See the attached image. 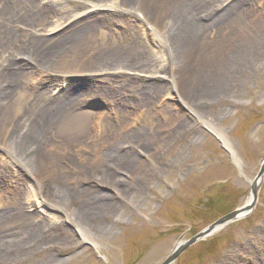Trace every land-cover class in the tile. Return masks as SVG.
I'll return each instance as SVG.
<instances>
[{
  "label": "rangeland",
  "instance_id": "374dc122",
  "mask_svg": "<svg viewBox=\"0 0 264 264\" xmlns=\"http://www.w3.org/2000/svg\"><path fill=\"white\" fill-rule=\"evenodd\" d=\"M27 1L0 0V63L16 52H24L26 59L18 56L17 61L27 63L36 41L45 38L54 20L58 6L45 4L48 16L32 15L23 6ZM197 1L203 7L196 11L203 15L199 18L203 24L224 8L239 7V0ZM243 1L234 18L220 29L223 36L233 34L236 47L248 46V61L233 76L219 65V75L225 80L221 87L214 84L218 77L202 83L204 77L195 69L175 74L178 66L161 32L164 9L151 7L152 2L147 18L138 11L135 15L112 11L119 23L98 25L96 36L100 42L112 37L129 40L132 35L124 32L122 23L131 25L139 33L136 44L143 52L141 60L154 66V57L159 56L163 67L153 73L141 69L68 76L41 72L48 95L56 92L62 79L79 81V90H72L79 97L73 102L88 119L84 130L80 124L69 128L68 139L51 137V142L41 143L47 165L44 177L0 145V264H161L182 236L189 240L251 201L253 181L264 158V0ZM82 2L62 0L68 9ZM81 10L84 13L86 8ZM103 13L100 10L97 16ZM23 18L28 24L19 23L17 32L8 35L13 30H5L4 24ZM217 30L211 25L204 31L208 70L211 65L217 67L219 55L228 56L226 49L220 54L214 48ZM69 61H65L67 66ZM91 82L114 90L100 97L89 88ZM179 89L204 100L193 110ZM3 125L13 129L9 123ZM210 126L221 132L226 144ZM113 131L126 136L133 133L135 146H129L127 138L120 141L125 145L121 151L130 150L135 158L131 165L103 166L101 153L109 148ZM100 168L118 181L108 185L81 177ZM57 173L61 177L52 181ZM54 181L69 191L79 190L82 199L107 196L101 203L109 206L85 229L45 199ZM34 190L38 197L28 203ZM20 209L26 219L18 215ZM172 264H264V176L258 184L257 202L247 216L194 243Z\"/></svg>",
  "mask_w": 264,
  "mask_h": 264
},
{
  "label": "bare ground",
  "instance_id": "6f19581e",
  "mask_svg": "<svg viewBox=\"0 0 264 264\" xmlns=\"http://www.w3.org/2000/svg\"><path fill=\"white\" fill-rule=\"evenodd\" d=\"M42 1L43 4L39 3L38 5V2H36V5L33 0H28L23 5L25 9L29 10L27 12L32 15L38 12L40 16H48L50 13L49 7L46 5L58 6V10L53 13L54 20L50 29L47 30L48 33L45 38L41 37L36 41L37 48L33 50L30 58L33 65H28L30 60L27 63L17 61L18 56L26 59L27 56L24 52H16L11 56H7V60L0 63V145L10 150L24 166L33 168L34 173L38 176L44 177L47 174H45L47 165L42 155L41 143L49 142L52 139L51 137L68 139L67 130L69 128L73 129L79 124L81 129L84 130V120L86 117L88 119L87 114L82 109L77 108L73 102V99L79 97V94L72 90L74 88L79 90L82 84L79 81L77 83L74 80L62 79L58 81L55 87L56 92L48 95L43 89L45 85L43 77L39 76L41 72H62L68 76L79 72L107 74L127 71L136 72L141 69L153 73L155 68L164 65L162 57L159 56L154 57V66L148 61L141 60L140 52H143L139 49V44H136L139 33L131 25L122 23L124 32L132 35L129 40H119L112 37L107 42H104V40L100 42L97 39L98 25L103 27L113 22L119 23L112 15V11H124L130 15H135L138 11L147 18L149 16L147 10L150 9L148 4L152 2L151 7L155 9L161 6L165 15V23L161 27V32H163V36L176 60L178 67L175 74L195 69L200 78L204 77L202 83L205 79L211 80L213 77H218L214 84L221 87V83L225 80H222L219 75V65L226 69L230 76H233L234 71L246 65L248 61L246 57L249 51L248 46L236 47L233 34L229 32L223 36L220 29L229 19L234 18V11L244 4V1L240 3L241 0L238 1V8L234 5L231 8H224L219 15L207 24L199 22V18L203 15L196 13V11L201 10L203 7L197 0H83L82 4L77 5L76 9H68L62 3V0ZM83 8H86L84 13L81 10ZM100 10H104L105 13L97 16ZM28 19L32 21L33 18L29 17ZM26 21L27 18H23L20 21H12L11 25L4 24L5 30H13L8 31V35L10 33L15 34L17 26L20 28L19 23L28 24ZM211 25L218 29L216 41L214 42L217 45L214 48H218L220 54H223L222 50L226 49L228 56L222 57L219 55L217 67L211 65L208 70L206 67L208 61L206 60L210 58L204 56L205 52L202 46L204 44V31ZM143 27L148 28L146 25ZM261 39H259V43ZM66 60H70L71 65L67 66L65 64ZM171 65H173L172 61ZM175 80H177V77ZM89 88H93L100 97L114 90L107 88L106 84L95 82H91ZM178 93L193 110H196L198 104L204 100L200 96L190 94L182 89H179ZM118 106L120 108V105ZM22 121H24L23 128L21 127ZM5 123H9L13 129L10 131L8 127L3 125ZM210 127L226 144L227 142L224 136L220 134L221 132L215 127ZM110 131H112V127ZM130 135H119L117 131L112 132L109 148L101 153L100 158L103 159V166H127L134 162L135 158L131 155L130 150L121 151L125 146L120 144L121 139L127 138L129 146L136 145L133 144L136 143L132 136L133 133H130ZM129 148L133 150L132 147ZM49 173L52 174V172ZM57 176L58 178L61 177L57 173L52 181L57 180ZM81 177H87L88 180L95 179L108 185L115 184L118 181L105 168H100L97 173H81ZM48 187L45 199L56 208L64 210L72 221L85 229H89L90 221L103 213L104 207L109 206L108 203H101L107 196L93 195L82 199V193L79 190L72 192L62 186L58 187L57 181H54V185ZM34 197H38L35 190L29 193L27 202L30 203ZM249 203L250 201L245 205L246 208L249 207ZM18 211L17 214L26 219L23 210ZM4 242H6V239H4Z\"/></svg>",
  "mask_w": 264,
  "mask_h": 264
},
{
  "label": "water",
  "instance_id": "95a60500",
  "mask_svg": "<svg viewBox=\"0 0 264 264\" xmlns=\"http://www.w3.org/2000/svg\"><path fill=\"white\" fill-rule=\"evenodd\" d=\"M263 176H264V158H263L262 163H261L260 171H259L257 177L255 178V180L253 181L252 198H251V201L249 203V207L246 208V206H243L241 208H238V209L224 215L223 217L219 218L218 220L213 222L211 225H209L207 228H205L204 230H202L201 232H199L198 234H196L195 236H193L189 240L181 241L172 250L170 255L167 257V259L162 264H172L185 249H187L188 247H190L194 243L205 239L206 237H208V236L212 235L213 233H215L216 231H218L220 228H223L226 225H228L229 223L234 222V221L244 217L246 214H248L249 211H251L254 208V206L257 202L258 184L261 181V179L263 178Z\"/></svg>",
  "mask_w": 264,
  "mask_h": 264
}]
</instances>
